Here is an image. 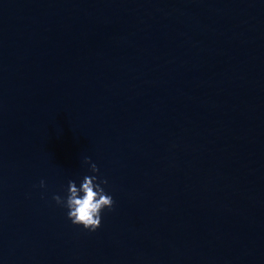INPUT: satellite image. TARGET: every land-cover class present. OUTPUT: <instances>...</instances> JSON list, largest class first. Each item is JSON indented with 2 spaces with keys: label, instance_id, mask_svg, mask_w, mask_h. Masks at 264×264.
Returning a JSON list of instances; mask_svg holds the SVG:
<instances>
[{
  "label": "water",
  "instance_id": "obj_1",
  "mask_svg": "<svg viewBox=\"0 0 264 264\" xmlns=\"http://www.w3.org/2000/svg\"><path fill=\"white\" fill-rule=\"evenodd\" d=\"M0 264H264V0H0Z\"/></svg>",
  "mask_w": 264,
  "mask_h": 264
},
{
  "label": "clouds",
  "instance_id": "obj_2",
  "mask_svg": "<svg viewBox=\"0 0 264 264\" xmlns=\"http://www.w3.org/2000/svg\"><path fill=\"white\" fill-rule=\"evenodd\" d=\"M87 171L78 180H68L63 195H53L56 205L66 210L67 219L89 232L95 231L101 222L104 209L111 210L112 194L107 190V180L98 176V167L89 157H84ZM39 187H45L41 180Z\"/></svg>",
  "mask_w": 264,
  "mask_h": 264
}]
</instances>
